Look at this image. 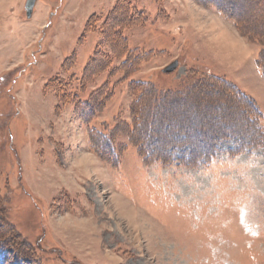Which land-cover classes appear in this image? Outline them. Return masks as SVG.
<instances>
[{
	"label": "rangeland",
	"instance_id": "rangeland-1",
	"mask_svg": "<svg viewBox=\"0 0 264 264\" xmlns=\"http://www.w3.org/2000/svg\"><path fill=\"white\" fill-rule=\"evenodd\" d=\"M26 2L0 0V264H264V0Z\"/></svg>",
	"mask_w": 264,
	"mask_h": 264
},
{
	"label": "trees",
	"instance_id": "trees-1",
	"mask_svg": "<svg viewBox=\"0 0 264 264\" xmlns=\"http://www.w3.org/2000/svg\"><path fill=\"white\" fill-rule=\"evenodd\" d=\"M121 36V38L123 39L122 40V44H123V46L124 47H127V41H126V39L123 37V35H120ZM123 50H125L124 48H123ZM126 52V51H125ZM124 52V55H126V57H128L131 53H135L134 51L132 52V51H130L129 50V52H128V55H127V53H125ZM126 57L125 58H123V59H126ZM259 58L260 59H258V61H259V63H263V61H264V53L263 54H261L260 56H259ZM126 62H127V60L125 61V62H122V66L121 67H123L124 66V64H126ZM260 67H261V70L263 71V73H264V65H260ZM196 75V76H195ZM195 77V78H194ZM203 78H204V75L203 74H194V75H192V76H190V78L188 79V82H189V84H188V88L187 89H189V91H188V96H191L190 95V92H192L193 91V87L192 86H190L191 85V81L190 80H196V82H200V81H202L203 80ZM220 82H223V81H221V80H219ZM196 84L197 85V89L199 88V84ZM225 84H227V82H225ZM140 88H144V86H150V84H148V83H140ZM229 87H231L234 91V94H236L238 97V99L240 100V102L241 101H243V102H245L244 104H247V103H249L251 106H252V108H253V110H254V117L250 114V113H244V115H245V117H246V119L247 120H249V121H251L252 122V124H254V126L257 128V130H258V132H260L261 131V128H260V126L258 125V123H257V121H260L261 119H262V114H261V112H260V110H259V108H258V106L247 96V95H245V94H243V93H241V91L238 89V88H236L234 85H228ZM152 89V88H151ZM241 93V94H240ZM155 94V97L152 99V108H154V102H156L157 100H159V98L161 97L160 96V94L159 95H156V93H154ZM168 94H170V93H167V94H164L163 96H168ZM157 96V97H156ZM170 98V97H169ZM142 98V95L137 99V103H139L140 105H142L143 103H145V104H147L148 102L146 101V99H143ZM171 99V98H170ZM148 105V104H147ZM141 113L144 115V113H143V111H141ZM136 119H137V121H138V123L137 124H139V125H141L142 124V122L143 121H145L146 119H147V122H149V124H150V126L154 123V122H156L157 120L159 121L160 120V116H158V114L156 115H151L150 117H144V116H141L140 114H137L136 115ZM162 119V118H161ZM150 120V121H149ZM137 124H136V126H137ZM155 124V123H154ZM153 124V125H154ZM157 124V123H156ZM245 123H243V124H240L238 127H242V125H244ZM164 129H166L165 127H163ZM208 129V131L209 132H215V131H218V129L217 128H215V127H213V128H211V126L210 127H208L207 128ZM155 132H158V130H155ZM159 133H161V131L159 132ZM232 136V135H231ZM156 137V136H155ZM155 137H151L150 135H149V133H148V135H144V133H142V137H141V142H139V150H141L142 151V153H144V151H146V149H145V143L146 142H148V140H152V139H156ZM101 142H102V145H103V147H101V152H103L104 154H108V153H110L109 152V149H111V148H113L112 146H108L107 147V143L109 144V142H110V140H109V138L107 137V136H101L100 137V139H99ZM189 140L191 141V140H195V137L193 138V137H189L188 139H186V140H184V141H182V142H186L187 144H191V142H189ZM105 143V144H104ZM175 143L174 142H172V143H170L169 144V148H168V150H165V152L166 151H173V152H175L174 150H176V148H175ZM209 145V144H208ZM98 146V145H97ZM211 146V145H210ZM210 146H208V150L211 148ZM171 147L173 148V150L171 149ZM175 148V149H174ZM95 149H99V148H97V147H95ZM162 150V147H160V146H158V147H155V149H153L152 151L150 150V152H159V150ZM171 149V150H170ZM114 150V149H113ZM190 151H191V149H189ZM193 152H200V149H196V150H193ZM173 156V155H172ZM171 156V157H172ZM195 156H197V155H195ZM112 157V156H111ZM170 156L168 157V162H172L173 160H177V157H172L171 158ZM180 158H183V157H180ZM193 158V157H192ZM187 160H190V159H187ZM199 161V160H198ZM200 161H202V160H200ZM208 161V160H207ZM178 162L179 163H183V161H180V160H178ZM185 163V162H184ZM191 163H187L186 165H190ZM0 253H2V254H6V255H3V256H11V252L10 251H8V250H6V249H3V248H1L0 247ZM18 257V256H17Z\"/></svg>",
	"mask_w": 264,
	"mask_h": 264
},
{
	"label": "water",
	"instance_id": "water-1",
	"mask_svg": "<svg viewBox=\"0 0 264 264\" xmlns=\"http://www.w3.org/2000/svg\"><path fill=\"white\" fill-rule=\"evenodd\" d=\"M36 2H37V0H27L25 8H26L28 18L32 17ZM178 66H179V62L175 61V62L171 63L170 65H168L166 68H164L163 72L166 74H170V73L174 72L178 68Z\"/></svg>",
	"mask_w": 264,
	"mask_h": 264
}]
</instances>
